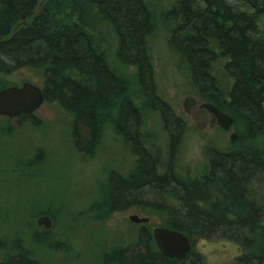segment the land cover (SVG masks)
Returning a JSON list of instances; mask_svg holds the SVG:
<instances>
[{
	"label": "trees",
	"instance_id": "1",
	"mask_svg": "<svg viewBox=\"0 0 264 264\" xmlns=\"http://www.w3.org/2000/svg\"><path fill=\"white\" fill-rule=\"evenodd\" d=\"M160 18L191 89L233 116L238 131L228 147L211 150L199 175L177 164L186 122L156 82L151 38L158 16L149 0H0V74L41 75L45 102L70 118L79 153L97 150L106 119L115 116L134 160L128 173L110 172L111 213L136 207L193 245L226 239L245 252L244 263L264 264V0H171ZM105 28L116 37L117 64L134 68L133 88L108 57ZM145 108L165 123L166 161L148 144ZM135 224L133 240L109 251L116 264H207L193 249L184 259L165 257L153 230ZM0 253V264H35L20 240L10 245L0 236Z\"/></svg>",
	"mask_w": 264,
	"mask_h": 264
},
{
	"label": "rangeland",
	"instance_id": "2",
	"mask_svg": "<svg viewBox=\"0 0 264 264\" xmlns=\"http://www.w3.org/2000/svg\"><path fill=\"white\" fill-rule=\"evenodd\" d=\"M149 1L158 16L151 38L156 82L174 112L186 122L177 164L181 171L199 175L206 168L211 150L228 147L231 134L238 131L220 127L207 110L199 107L203 101L177 66L169 49L167 28L160 20L171 0ZM105 31L108 57L133 88L134 68L117 64L116 37L110 29ZM27 81L43 85L40 74L22 70L0 74V90ZM186 98L189 100L185 105ZM33 115V119L19 121L0 115V236L10 245L20 240L35 264H116L109 251L119 249L135 236V223L129 216H149L136 207L112 213L108 210L110 172L128 173L134 160L118 133L115 116L106 119L97 150L87 155L76 150L70 118L59 105L44 102ZM142 127L149 146L166 161L169 136L159 111L145 108ZM193 137L202 142V154L195 159L188 154ZM260 143L264 147V131ZM44 215L51 218L49 229L38 224ZM150 217L145 223L153 230L159 222L155 216ZM54 243L63 248L56 250ZM193 250L202 254L207 264H246L240 259L245 252L226 239H199Z\"/></svg>",
	"mask_w": 264,
	"mask_h": 264
},
{
	"label": "water",
	"instance_id": "3",
	"mask_svg": "<svg viewBox=\"0 0 264 264\" xmlns=\"http://www.w3.org/2000/svg\"><path fill=\"white\" fill-rule=\"evenodd\" d=\"M188 100L189 98H186L185 105ZM44 102L45 95L42 87L32 82H24L21 86H9L0 90V115L17 117L34 114ZM199 107L207 110L220 127L224 129L232 128L234 118L230 114L210 102H202ZM237 138L238 134L236 132L230 136L232 141ZM129 220L138 224L149 222L150 218L135 214L130 215ZM38 224L49 229L52 221L51 218L44 215L38 219ZM153 237L159 251L168 258L184 259L191 253L194 246L185 233L161 225L154 227Z\"/></svg>",
	"mask_w": 264,
	"mask_h": 264
},
{
	"label": "clouds",
	"instance_id": "4",
	"mask_svg": "<svg viewBox=\"0 0 264 264\" xmlns=\"http://www.w3.org/2000/svg\"><path fill=\"white\" fill-rule=\"evenodd\" d=\"M188 154L190 158H198L202 154V142L193 137L189 142Z\"/></svg>",
	"mask_w": 264,
	"mask_h": 264
},
{
	"label": "flooded vegetation",
	"instance_id": "5",
	"mask_svg": "<svg viewBox=\"0 0 264 264\" xmlns=\"http://www.w3.org/2000/svg\"><path fill=\"white\" fill-rule=\"evenodd\" d=\"M6 117L10 118V119H14L15 118V119H18V121H19V119H32V118H34V115L32 114L31 116L21 115V116H17V117H10V116H6ZM212 118H213V116H212ZM213 120H215V119L213 118Z\"/></svg>",
	"mask_w": 264,
	"mask_h": 264
}]
</instances>
